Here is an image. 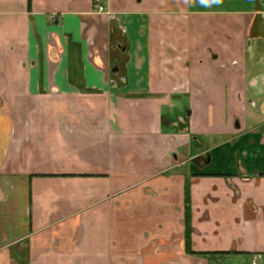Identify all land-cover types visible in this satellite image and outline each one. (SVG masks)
Here are the masks:
<instances>
[{
	"label": "crops",
	"instance_id": "crops-1",
	"mask_svg": "<svg viewBox=\"0 0 264 264\" xmlns=\"http://www.w3.org/2000/svg\"><path fill=\"white\" fill-rule=\"evenodd\" d=\"M103 2L0 0V264H264V0Z\"/></svg>",
	"mask_w": 264,
	"mask_h": 264
},
{
	"label": "rangeland",
	"instance_id": "rangeland-1",
	"mask_svg": "<svg viewBox=\"0 0 264 264\" xmlns=\"http://www.w3.org/2000/svg\"><path fill=\"white\" fill-rule=\"evenodd\" d=\"M48 153H45V154H40V153H36L35 154V158L36 157H39L40 158V162H39V165H38V168L39 169H41V170H43L45 167H47V166H49L50 164H51V160L49 159V157H48ZM22 163H24V165L26 166V167H28V166H30V167H33V164L30 162V161H27V160H25V162L23 161ZM53 163V162H52ZM30 164V165H29ZM24 183H27V185L26 184H24V185H22V190H21V192L20 191H18L17 193H14V192H10L9 191V188H8V190L7 191H5L6 192V194H7V196H8V201L9 202H12L13 201V197H14V195H15V197L17 196H21V198H22V205L24 204L23 203V201H25L26 203H25V209L22 207V209L20 210L21 211V223L20 224H22L23 225V223H24V218H25V213H27L26 214V219H27V223H28V225H30V211H31V203H30V186H29V184H28V178L26 179V181L24 182ZM7 201V202H8ZM9 207V206H8ZM4 207H3V205L0 207V212L1 211H4V212H7L8 211V209H3ZM26 211V212H25ZM13 214V213H12ZM16 216H13V217H11V220L13 219L14 220V218H15ZM27 243V242H26Z\"/></svg>",
	"mask_w": 264,
	"mask_h": 264
},
{
	"label": "trees",
	"instance_id": "trees-1",
	"mask_svg": "<svg viewBox=\"0 0 264 264\" xmlns=\"http://www.w3.org/2000/svg\"><path fill=\"white\" fill-rule=\"evenodd\" d=\"M185 226H186V241H187V250L191 253H194V251L191 248L190 240H191V233H192V227H191V205H190V189L189 186L186 188L185 192Z\"/></svg>",
	"mask_w": 264,
	"mask_h": 264
},
{
	"label": "built area",
	"instance_id": "built-area-1",
	"mask_svg": "<svg viewBox=\"0 0 264 264\" xmlns=\"http://www.w3.org/2000/svg\"><path fill=\"white\" fill-rule=\"evenodd\" d=\"M93 2L97 5V12L103 13L106 10V7L103 3V0H93Z\"/></svg>",
	"mask_w": 264,
	"mask_h": 264
},
{
	"label": "flooded vegetation",
	"instance_id": "flooded-vegetation-1",
	"mask_svg": "<svg viewBox=\"0 0 264 264\" xmlns=\"http://www.w3.org/2000/svg\"><path fill=\"white\" fill-rule=\"evenodd\" d=\"M104 1V0H103ZM104 3V2H103ZM105 5V7H106V10H105V12L107 11V6H106V4H104ZM188 186V185H187ZM187 188V187H186ZM190 189V188H189ZM185 206H186V202H185ZM191 227H192V230H193V226H192V222H191ZM191 237H192V233H191ZM185 241H186V226H185ZM191 242H192V240H190V244H191ZM186 245H187V241H186ZM193 250V249H192ZM194 251V250H193ZM196 251H194V253H195Z\"/></svg>",
	"mask_w": 264,
	"mask_h": 264
}]
</instances>
